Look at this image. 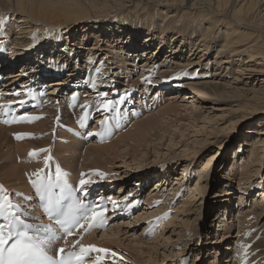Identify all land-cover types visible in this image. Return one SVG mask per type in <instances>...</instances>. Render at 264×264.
<instances>
[{"label":"bare ground","instance_id":"bare-ground-1","mask_svg":"<svg viewBox=\"0 0 264 264\" xmlns=\"http://www.w3.org/2000/svg\"><path fill=\"white\" fill-rule=\"evenodd\" d=\"M129 1L130 0H87V3L88 5H92V10L98 12L104 9H109L107 5H110L114 2H117L116 4L119 3L124 4ZM141 1L144 2V4L146 3L145 6L149 5L151 2H156L157 4H159L160 7H158L157 9L156 21L148 20L145 18L143 21L139 23L129 22L128 25L116 23L111 20H107V21L100 20L99 22L89 21L88 18L84 21H81L82 19L79 20L77 18L79 16L78 14L81 12L80 6L82 4L81 3L82 0H15L17 6V14L19 17H15L12 20L16 21L15 23L17 25L16 26L17 28L16 31L14 32L16 35L11 42H5V46H4L5 50L0 51V53L3 54L4 52H6V50H8L6 47L13 44V47L10 46V48L14 50L10 51L8 57L9 59L8 64L5 66V67L11 66L10 68L11 70H13L14 67L19 62L23 61L24 58L19 57V55L23 53L26 52L30 53V51L36 50L37 48L38 51L36 53L39 52L44 53L45 50H49V49H50V53H54V56L51 55L49 57L47 63L42 62L40 60L39 54H35V53L31 54L34 57L32 61L37 63L36 65L30 63L29 66L27 65L23 66L24 64H22V67L19 70L16 71L9 70V72L6 73L4 76L6 80L4 81L2 86L0 85V105L11 104L12 106L11 108L18 111L17 116L27 115V116L37 117L40 116V114L45 111V113L42 114L41 118L35 120L39 124V125L37 124L38 125L37 127L40 128L43 127V125L44 127L48 125L47 123V125L45 126L49 118L43 117L44 115L46 117L51 116L48 122L51 121V123H53L52 121H55L57 115L62 114L60 109L62 108L63 105L67 106L71 104V108H74L73 115L69 113H67L68 115H66V122L69 121L67 122L69 124L59 122V125H62V130L60 134H58V136L55 137V133L54 132L51 133L50 131L49 135H52L51 137H53L52 141L54 144L52 145L50 144V146H48V148L46 149L48 150V153L46 152L47 154H45L44 158L41 160L37 156L36 158L35 156L30 157L29 153L35 151L36 149L35 147H33L34 149H27L26 146H28L27 144L29 142L32 143V141H29V139L31 140L33 139L28 138V140L27 139L23 140V141L26 140L29 141L26 145H24L26 148H19L18 151L11 152L13 154L12 155L13 161L11 162L13 163L10 162L11 164L9 165L8 164L9 161H7V166H6L7 168L17 163L14 166H11L12 169L9 172L5 171V178H9L12 182H8L6 180H1L0 182V185L3 186L5 192L10 195V199H12L14 203L20 204V206L24 211L30 213V216L22 217L23 219L26 220V222L51 224L44 217L43 211L39 206L40 203L33 193L31 181L36 179V174L45 175V176H47L49 173L55 174L56 165L57 164L59 165L60 161L61 162L64 161L63 163L64 165H68V166L70 165L69 167L67 166V168L72 169V171H66V170H62V171L67 173L68 182L76 187L78 192L77 196L82 201L96 200L97 204L103 198L104 202L109 207V215H108L109 220L106 227L101 230L102 233L99 239L97 238L98 233L100 232L98 230H94L88 234H85L83 230H78L74 232L73 236L66 237L69 246H71L75 241L80 240V242L85 246L94 245L98 248H106L111 250L108 243H110L112 240L107 239V237H110L108 236L109 231L111 233L114 232L115 229H117L118 231L121 223L125 225L126 223H128L127 225L129 224L131 225V223H135L139 219L141 220L143 219L144 221L145 218L147 219V217L150 216V214H147V210L149 209V207L151 208L150 205L156 201L155 194L158 193L156 191L155 192L153 191L154 193L151 195L149 191L148 193L149 195L147 194L145 198V204H144L145 208H142L143 210L137 212L138 216H136L134 220L132 221L125 220V215L131 214L127 212V209H129V205L133 206L132 211L138 208L140 204L139 200L141 199V196L143 194L139 186L141 183H142L141 185L145 183L143 180H149L147 179L148 177H144L138 180V184L136 185V187L134 186L136 189L125 185H124L125 187L122 188L123 184H121L118 186V190L116 189L117 192H115L116 190H114L115 185L116 183L119 182V180H122L118 175L117 176L109 175L107 179H103L104 181H108V184L105 183L104 185H101L100 188L97 186L99 183L95 182L97 180L93 176L96 175L95 174L96 172H100V170H97L98 168L100 169V165H104V164H100L103 161V160L101 161L102 155L103 153L109 154L107 149L110 148L115 143V141H113L114 138L120 135V138L122 139L120 142L123 143L122 146L123 147L128 146L131 148L132 151H130V149L129 150L126 149L124 151V149L119 150L120 148H117L118 143L114 144L113 146L116 148V151H122L121 153H123L122 154L123 158L127 155L129 156L128 160L130 161L127 163H133L136 165L139 164V166H136V168H134L135 171L132 170L134 171V174L133 173L130 174V176L133 175L135 176L136 173L145 174L146 172H148L149 169L148 167H151L153 165H155L156 167L158 160H156V158L154 157L150 163H146L147 161L149 162L148 159L149 157H151L150 152H146L145 151L146 149L144 147L140 149V151H138L137 146L141 145L147 134L153 131L155 132V129L158 126L161 125L163 126V124L161 123L164 119L165 114L167 115L170 112L175 113L177 112V110L182 111L183 114H181L182 112H179L178 114L184 116L186 120H188V126L192 129L197 128L195 133H199V137H200L199 142L202 143L201 147H204L206 144L210 143L217 145L218 147L216 148V150L217 149L219 150V147H221V145L227 141L226 140L227 137L224 135L226 134L228 135L231 132L230 130L234 129V125L237 124L242 114L247 110L246 109L247 107L249 108L250 112L253 111L252 113H248L247 115H245V117L248 119L259 112L264 113V107L261 106V104H264V0H141ZM178 10H183V13L185 14L179 15ZM196 13H198V15L197 18L195 19L198 20L204 19L203 26H199L200 23L195 19L190 20L188 23L182 22L185 16L189 17V15H191V19H192V16H194ZM40 22L45 24H42ZM57 22H62V24H64L58 27L62 31H59L58 28L57 30L56 27L53 26L54 23ZM79 22L83 24L80 27L81 28L80 30H78L76 27ZM20 23H23L24 24L23 26L25 27L24 28L20 27L21 26ZM50 27L53 29L52 32H50V35L47 37L48 40L46 42H41L42 37L34 39L37 30L42 31V34H46L45 33L46 28H50ZM220 28H221L220 35L216 38L211 37L212 35H216L215 31ZM11 30L12 29L10 28V30L6 32L8 36L9 34L11 35L12 32ZM75 30L78 31L74 33ZM32 31L34 32L31 34V37L27 38ZM141 35H144V37L142 38L143 42L148 45L145 46L147 48L145 47L142 48L143 50L140 52V55L138 56V53H136V51H131V48L134 47L133 44L135 43L136 38L140 37ZM259 39L261 41H259ZM89 41H91L90 44H88ZM176 43H178V45ZM154 45L156 46L154 47V50H152L153 52L152 53L149 52L148 54L146 50H148L150 47ZM101 46L103 47L107 46V48L113 49L112 52L117 57L119 56L117 62L120 61L125 62L122 59V57L126 56L127 57L125 58L126 60L127 59L132 60V61H127L129 62L127 64L128 66L130 65L133 66L134 63H136L135 70L137 71L138 68L140 69L141 73L144 72L142 78L139 77L137 81L135 80L136 82L134 84L131 83L132 81H130L132 85L129 87L126 86L124 90L122 89L120 91V95L118 96V98L116 97L113 100L111 98L112 96L110 97V100L116 102V105H120L122 101H124L123 102L124 105L125 99L127 97H131V99L137 98L136 100L137 105L139 104L144 105L142 106V108L147 107L149 105L148 103L149 98L146 94H144L150 91V89L148 88L149 85L148 86L146 85L147 83L153 84L154 88L165 87L168 88V91L170 90L174 92V93L170 92L171 94L169 93V95L180 94L182 91L187 90L188 92H185L183 94L181 93L183 95V98L181 100L184 101V99L186 98L190 101H186V103H184L185 105L178 102L167 103V106L165 105V108L162 109L160 108L161 110L159 111L157 116L154 117L155 119H153V117L152 118L146 117L144 118L143 121H139V120L135 121L134 125L130 126V127L135 126L132 130L128 132H124L123 131L124 128H122L119 132L120 134L119 133H116V135L115 133L113 134L116 137H114L112 141H108L107 139L104 141H100L96 136H91L92 139L89 141L90 143L89 146L86 145L87 151L83 153L81 151L79 152L77 151L79 145L83 143L82 140L86 138V135L84 136L83 133L81 132L85 130V128L80 127L79 120L82 116H84V112L87 109H88V116H90L92 112H95L94 113L95 115L93 114V118H92L93 126L89 131V132L92 131L94 133L100 128L101 120L108 118V113L103 112V110H98L99 104L102 103V101L99 100L102 97V95L99 94V91L101 89V85L105 84L106 82H104V78H101V76L98 75L100 71L98 72V74H94L93 77H90L89 73H87V76H78L81 65L78 63L79 59L78 58L75 59L74 55L75 53L77 54L81 53L84 49L89 51H91L92 49L98 50L99 47ZM163 49L166 50L165 53L166 55L165 58L159 62L157 57L160 51ZM214 49L216 50L214 51ZM185 50H188L186 54H189V58L198 57L202 60L200 62V65H198L199 63L197 62H195V64L197 63V65L200 68L203 65L205 67L203 68L204 71H209V70L210 71L208 73H203L202 75H198L197 73H193V72H189L190 73L189 74L187 71V67H189L188 65L193 63L192 61L190 62L189 58H187V60L185 61L186 63L184 64H180V63L173 64V61H171V59H175V60L182 59L180 56L183 55ZM61 52L64 54L59 55ZM64 57L66 58L65 60ZM211 57L213 58V61L211 60ZM208 58H209L208 60L209 62L202 63L205 59ZM1 59L4 61L5 56H1L0 61ZM123 62L120 65L121 66L120 71L125 69L124 67L125 64ZM137 62H141L140 66H138L139 64H137ZM38 63L40 66L39 68H38ZM43 63L46 64L43 66ZM71 63H73V65H71ZM150 65H152V67ZM53 70L58 72L65 71V74H67L66 76H62V75L60 77L58 76V78L51 80V82H46V86L50 85L51 87L53 86L56 89H58L57 95H58L59 106H58L57 114L54 108H52L53 106L51 102L45 105L48 98L47 93L51 94L53 93V91L50 89L52 92L50 91L46 92L45 88H43L45 87V80L50 77H53V74L51 73ZM219 76H220L219 79L220 81H215V78ZM146 80L149 82L146 83L145 82ZM92 82H96L95 88L92 87ZM68 86H73V89L69 92L70 94H68V96L64 97L66 98V102L64 104L63 103L64 99L62 98V96H60L59 92L66 90ZM141 86L144 87L142 88ZM141 88L142 90L140 91ZM29 94L30 96H28ZM186 94H190V95H186ZM42 95H45L44 99L41 98ZM240 95L246 96V102L238 100V97ZM74 96L78 98L76 103L73 102ZM222 96H225L226 98H221ZM158 97H159L158 94L155 93V95L152 98L153 101L151 105L157 103ZM102 98L104 99V97ZM171 98H173V96H171ZM31 99L33 100L32 102L30 101ZM21 100L25 102L22 106L19 105L18 103ZM40 103L42 104V108L45 105V109L41 110L42 108H39V110L36 111L34 106L39 104V107H41ZM195 103H197L198 105H195ZM257 104L259 108L257 107ZM81 105H90V107L84 109L81 107ZM128 105L129 102L125 103L124 105L125 108L123 109V114L125 115V117L127 115H130L131 108H127ZM179 105L182 107L178 108ZM28 106H32V110L29 109L28 112L24 111ZM205 106H210V107L206 109ZM215 106H217V108H214L216 110L221 111L222 109H224L225 111L230 112V116H227L228 113L225 114V117L227 116L228 118H226V120L222 122V125H217L219 120H216L213 124L206 126L208 123H210V121H213L212 119L213 117L209 116L208 114L210 113L209 110L211 109L213 110V107ZM23 107L25 108L21 110ZM138 107H140V105ZM133 109L135 108H132L131 110ZM139 109L140 111H142L141 108ZM21 111L24 112L20 113ZM153 116L155 115L153 114ZM76 119H77V123H76ZM122 119L123 117H121V120ZM3 120H4V116L2 110H0V131L2 133L7 130L6 135H8V127L10 129L11 127L14 126V124L16 125V128L22 126V129H25L26 127L31 128L30 126H33L32 125L33 122L32 123L27 122L26 124H22V123L20 124V122H18L19 124L10 123L9 126L7 127L6 124L3 122ZM89 120L90 117L87 118V123ZM131 120H133V118ZM74 121H75V126L72 128L71 127L67 128L68 127L67 125H70ZM36 122H34V124ZM261 126H264V121L261 122L258 126H253V127L256 128ZM34 127H36V125H34L32 128ZM32 128L29 130L35 131V128L34 129ZM46 128L45 129L43 128L44 130L43 129L41 130H43V132L44 131L46 132L47 130ZM64 128L65 130L66 129L67 130L66 131L63 130ZM13 129L19 131L18 129H15V126L13 127ZM38 130L39 128H37V131ZM41 130L39 131L40 133L39 135H41ZM24 131L25 130H23V132ZM77 133H79V135H77ZM245 133H250V131H245ZM26 134H29V131ZM257 134L264 135V127L263 130L257 131ZM4 135L5 134H3V137ZM28 136H30V134ZM44 138H40V139H44ZM246 139L247 138L243 137V142L241 143L239 141L237 143L238 147L237 150H235V152L237 151L240 152L241 159H246L247 162L245 165L242 163L236 164L235 167L232 168V169L240 168L239 172L241 176H240V180H238L237 186L241 189L242 187L240 184L243 182L245 183L244 186L249 185L247 188L244 189L245 191L248 190V188L253 187V185H251L253 183L250 182L251 180H249L250 178L249 175L250 174L255 175L259 171L258 167H253V166L255 165V163L257 165V163L260 162V156L264 149L263 148L264 136L262 137L256 136L253 146L250 145V149L247 150L248 151L247 157L242 158V155L245 152L244 141ZM172 140H170L171 144H168V146L172 145L177 147L176 145L179 142L174 141V139ZM192 142L193 141H191V143L187 141H183L182 143H180V145L178 144L179 146L176 150H179V154L176 157H179L178 159H180V162H183L181 158L184 159L190 158L191 156L196 155L195 153L198 152L197 151L198 147L194 145L195 143L192 144ZM194 142L197 141L194 140ZM25 143L26 142H24V144ZM38 144H40V142ZM95 144L97 145L99 144V145L97 146ZM22 145L23 144H21V147H23ZM44 145L42 147H44ZM110 149L112 150L114 148L111 147ZM216 150L214 151L215 153L218 152V150L217 151ZM53 151L56 152L57 158H55L56 156L51 155L53 154ZM35 152H37V150ZM111 152H113V150ZM140 152H144V155H146L144 156L145 158H143L142 161H140L137 158L138 155L137 153ZM58 155L61 156V158L58 157ZM78 155H81L82 158L84 157L83 160L90 159L89 163L85 165L80 164L81 168L85 167V170L83 171L81 170L79 172L76 171L77 167H75L79 159ZM49 156L51 157V160L48 164L49 166L48 165L46 166L45 159ZM87 157L89 159H87ZM5 159L7 160L8 158L5 157ZM9 160H11V158ZM107 160L109 159L107 158ZM210 161L211 159L204 161L202 163L203 167L204 168L207 167ZM4 162L6 163V161ZM4 162L2 161V166H4L3 165ZM143 163L145 164L142 165ZM105 164L109 166V163H105ZM187 166L188 164L184 165V171H186ZM153 168H151L152 171H154ZM140 169L143 170L139 172ZM166 172L167 171H165V173ZM82 174L84 175L83 178H82ZM124 174L127 176L128 172L127 173L124 172ZM182 175L183 176L180 178H178V175H176L175 178H173V180L175 179V182L173 183V186L171 187L170 190H172L173 187H175V185L180 184V181L183 179V177H185L184 173ZM128 177L129 176H127V178ZM81 179L91 181V183L86 184L84 186L85 187L84 193H81L79 190V181ZM166 181H168L167 178H161L160 180H157L155 184L157 185L159 183ZM255 182H257V180ZM199 183L196 184L194 188L195 190L194 196H196L197 194L200 195L203 194L202 191L203 186L202 185L200 186ZM170 184L171 182L169 181L168 186ZM164 185L166 184L163 183L162 186ZM168 186L166 185V187ZM157 187H159V185ZM157 187L155 186L154 190ZM166 187H164L163 190ZM98 190L101 192H98ZM103 191H109V194L105 195ZM158 191H160V189ZM261 192L262 193L260 195L263 197L264 196L263 189L261 190ZM17 193L22 194L23 197L29 198L31 202L29 203V200L21 199V197L16 195ZM96 193H98L97 194L98 196L94 198V194ZM232 193L235 192L228 191V189H224L222 190V193L220 195L226 196L225 198L227 199L228 198L231 199L230 196L232 195ZM233 198L242 199V195H238ZM113 201L116 203V205H118V207L116 208L113 207ZM136 202L137 204H135ZM254 206L255 205H252V207ZM255 213H257L256 209L255 210L250 209V211L241 210L239 211V213H237L238 216L244 214L243 217L241 218L239 217V224L240 225L243 224V226L241 228H238L237 233L241 231L245 235L238 236L237 240H234L232 242L231 247L227 248L229 250L226 252V259L224 264H245V262L246 264H264V231L260 229H253L252 227L253 224L250 219L253 218L252 215ZM258 215L259 213H257L256 216L259 217ZM33 216L39 217L40 219L38 221L33 220L30 218ZM53 227H55L54 224ZM262 228H264V225ZM123 237L126 236L123 235ZM136 239L137 242L141 244V241H139L138 238ZM118 242H121L120 244H122L123 240L122 241L118 240ZM113 244L114 243H112L111 246ZM117 244L118 243H116L115 245ZM127 245L126 248H128ZM154 245L156 244L154 243ZM57 246L63 247L64 241L61 240L56 245V247ZM123 246H125V243L122 244V247ZM66 250L68 249L66 248ZM126 252L129 253V251ZM129 255L130 254H128V256ZM98 258L100 260V264H115L114 262L117 259V257L112 259L110 253L107 255L104 253H99V254L91 253L89 259L86 260L87 264H94V262ZM123 258L125 257L123 256Z\"/></svg>","mask_w":264,"mask_h":264},{"label":"rangeland","instance_id":"rangeland-1","mask_svg":"<svg viewBox=\"0 0 264 264\" xmlns=\"http://www.w3.org/2000/svg\"><path fill=\"white\" fill-rule=\"evenodd\" d=\"M81 3H82L80 6L81 12L78 14L79 16L77 19H79V20L82 19L81 21H84L88 18L89 21H96V22H99L100 20H105V21L111 20V21H114L116 23H120V24H124V25H128L129 22L130 23H132V22L133 23H139V22L143 21L145 18L148 20H155L156 21L157 20V15H156L157 9H158V7H160L159 4H157L156 2H151L149 5L145 6L146 3L144 4V2H142L141 0H130L129 2H126L124 4H120V3L116 4L117 2H114L110 5H107V7L109 9H104V10L95 12V10H92V5H88L87 0H82ZM0 7H1L0 8V18H3L6 20L5 30L2 33H0V51H3V50H5L4 49L5 42H11L16 35L14 32L16 31L17 25L15 23L16 21H14L12 19L15 17H19V16L17 14V6L15 3V0H7V1L6 0H0ZM178 14L184 15L185 13H183V10H178ZM197 15H198V13H196L194 16H192V19H191V15H189V17L185 16L182 22L188 23L190 20L197 18ZM195 20H197L200 23L199 26H203L204 19H199V20L195 19ZM62 22L54 23L53 26L56 27V29H57L58 27L64 25V24H62ZM40 23H42V22H40ZM79 23L76 26L78 30H80L81 29L80 27L83 25L82 23H80V24ZM42 24H45V23H42ZM20 25H21L20 27H22V28L25 27V26H23L24 25L23 23H20ZM220 27H221V24H220ZM10 28L12 29L11 30L12 32H11V35L9 34V36H8L6 34V32L8 30H10ZM52 29L53 28H51V27L46 28V32H45L46 34H42V31L37 30L36 34L34 36V39L42 37L41 42H46L48 40L47 37L50 35V32H52ZM58 29H59V31H62L60 28H58ZM73 29H75V28H73ZM78 30H75L74 33H76ZM33 32L34 31H32L27 38H30L31 34ZM220 32H221V28L216 30L215 31L216 35H212L211 37H213V38L218 37L220 35ZM143 37H144V35H141L140 37L136 38L135 43L133 44L134 47L131 48V51H136V53H138V56L140 55V52L143 50L142 48H144L146 45H148V44L143 42V39H142ZM259 41H261V40L259 39ZM90 42L91 41H89L88 44H90ZM176 44L178 45V43H176ZM10 46L13 47V44L6 47L8 49V50H6V52H4L3 54L0 53V58H1V56H5V60L3 61L1 59V61H0V73H1L0 85L1 86L4 83V81L6 80L4 78L5 74L8 73L9 70H11L10 69L11 66L5 67L8 64V60H9L8 57H9L10 51L14 50V49H11ZM155 46L156 45L150 47L148 50H146V52L148 54H149V52L152 53L153 52L152 50H154ZM145 48H147V47H145ZM37 49L30 51V53L26 52V53L19 55V57H23L24 59H23V61L19 62L14 67L13 70L16 71V70L21 69L22 64H24L23 66H25V65L29 66L30 63L31 64L33 63L36 65L37 63L32 61L34 57L31 54H34V53L39 54L40 60L42 62H46V63L48 62L49 57L51 55L54 56V53H50V49L45 50L44 53H40V52L36 53L38 51ZM112 50L113 49L107 48V46H104V47L101 46V47H99L98 50L92 49L91 51H89V50L84 49L81 53H79V54L75 53V55L76 54L77 55L76 56L74 55L75 59L76 58L79 59L78 63L81 65L78 76H87V73H89L90 77H93L94 74H98L97 70H98V72L100 71L98 75L101 76V78H104V82H106L105 83L106 86H105V84L101 85V89L99 91V94H106V96L102 95V97H104V99L102 97L99 99L102 102L105 99L110 100L111 96H112L111 98L113 100L116 97L118 98V96L120 95V91L122 89L124 90L126 88V86L127 87L131 86L132 85L131 83L134 84L137 81V79H139V77L142 78V76L144 74V72L141 73L140 69H138V68H137V71L135 70L136 69V65H135L136 63H134L133 66H131V65L128 66L127 64L129 62H127V61H132V60H128V59L126 60L125 59V58H127L126 56L122 57V59L125 61V62L122 61L125 64L124 65L125 69L120 71V67H121L120 65L122 64V62L121 61L117 62V60L119 59L118 58L119 56L117 57L112 52ZM215 50L216 49H214V51ZM53 52H55V51H53ZM187 52H188V50H185L183 55L180 56L182 59H178V60L171 59V61H173V64L174 63H180V64L186 63L185 61L187 60V58H189V54H186ZM165 53H166L165 49L160 51V53L157 57L159 62L165 58V55H166ZM61 54H64V53L61 52L59 55H61ZM192 58L193 57L189 58L190 62L192 61L193 63L188 65L189 66V67H187L188 73L193 72V73H197L198 75H202L203 73H208L210 71V70L204 71L203 68H205V67L203 65L201 66V68L198 66V65H200V62L202 61L200 58H198V57L193 58V59ZM65 59L66 58L64 57V60ZM208 60H209V58L205 59L202 63H207V62H209ZM211 60L213 61L212 57H211ZM195 62H197L199 64L197 65V63L195 64ZM46 63H43V66ZM117 63H120V64H117ZM140 63L141 62H137V64H139L138 66H140ZM71 65H73V63H71ZM150 66L152 67V65H150ZM39 67L40 66L38 63V68ZM71 68H72V66H71ZM13 70H11V71H13ZM51 73L53 74V77L46 79L47 81L45 80V87H43V88H45L46 92H49V91L52 92L53 91V93H51V94L47 93L48 98H47L45 105H47L49 102H51L52 106H53L52 108H54V110L57 114V110H58V106H59L58 95H57L58 89H56L53 86L51 87L50 85L46 86V82H51V80L58 78V76L59 77L61 75L66 76L67 74H65V71L58 72L55 70H53ZM118 73H120V74H118ZM186 74H187V72H186ZM219 79H220V76L215 78V81H220ZM170 80H172V79H170ZM130 81H132V82L130 83ZM108 82H110V83H108ZM121 82L123 85L121 84ZM146 85L147 86L149 85L148 88L150 89V91L148 93H144L149 98V102H148L149 105L147 107L142 108V106H144V105L139 104L140 107H138L139 105H137V103H136L137 98L131 99V97H127L125 99V103L129 102V105H130L129 108H135L137 111V113H136L137 115L131 114V115H127L126 117H124V114H123V109L125 108V106H124L125 103L123 105L124 101H122L120 103V105H117V107L120 108V115H122L124 117V121L121 123V126L119 129H113V134L115 133V135H116V133H119L122 128H124L123 129L124 132H128V131L132 130L135 126H133V127H130V126L134 125V122L137 120L143 121L144 118H146V117L147 118L153 117V119H155L154 117L157 116V114L159 113V111L162 108H165V105L167 106V103H170V102H176L177 103L178 102V103L184 104V103H186V101H190L186 98L184 99V101L181 100L183 98L182 94L185 92H188L187 90L182 91L181 92L182 94L180 93V94L169 95V93L173 92V91H170V90L168 91V88H165V87L154 88V85L149 84V83H147ZM141 87L143 88L144 86H141ZM142 88L140 89V91L142 90ZM72 89H73V86H68L66 90L59 92L60 96H62V98L64 99V101H63L64 104L66 102V98H64V97L68 96V94H70L69 92ZM62 92H64V93H62ZM159 92H162V93H159ZM155 93H157L159 97H158L157 103L151 105V103L153 101L152 98L155 95ZM186 95H190V94H186ZM28 96H30V94ZM44 96L45 95H42L41 98L44 99ZM171 96H173V98H171ZM221 98H226V97L222 96ZM233 98H236V97H233ZM32 99L30 100L31 102L33 101ZM77 100L75 102L74 101L73 102L76 103ZM238 100L246 102V96L240 95L238 97ZM45 105L43 108H42V104H41V107H39V104L35 105L34 107H35L36 111H38L39 108H42L41 110H44ZM195 105H198V104L195 103ZM224 105H226V104H224ZM261 106L264 107V104H261ZM181 107L182 106L179 105L178 108H181ZM209 107L210 106H205L206 109H208ZM257 107L259 108L258 104H257ZM139 108H141L142 111H140ZM214 108H217V106L213 107V110L212 109L209 110L210 113L208 114L209 116L213 117L212 118L213 121H210V123H208L206 126L213 124L216 120H219L217 125H222V122L224 120H226V118H228L227 116H230V112H227L224 109H222L220 111V110H216ZM29 109L32 110V106L26 107V110H24V111L28 112ZM73 109L74 108H71V104H69L67 106L63 105L62 108L60 109L62 114H58L55 121H52L53 123L55 122L54 124L51 123V121L48 122V120H50L51 116L46 117L44 115L43 117L49 118L45 124V126H46L48 123V125L46 126L47 128L44 127L43 124H40V125H43V127H41V128L37 127L39 124L35 121L37 119H35V120L30 121L31 123L33 122L32 123L33 126L36 125V127H34L35 131L29 130L33 126H30L31 128L26 127L25 129H22V126L20 127L18 125L19 128L21 129L20 130L18 127L16 128L15 124H14L15 129H18L19 131L14 130L13 125H12L13 127H11L12 130H11V128L9 129V127H8L9 125H6L8 127V135H6L7 130L5 131L6 133L5 132L1 133V131H0V141H1L0 142V154H1L0 155V182H1V180H6L8 182H12L9 178H5V171L9 172L12 169L11 166H14L15 164H17L14 161L15 164L11 165L8 168L6 167L7 161H9L8 162L9 165L11 163H13V162H11V161H13V159H12L13 154L11 152L18 151L19 148H26L27 147V149H34L33 147H35V149L37 150V153H38L36 156L42 160L44 158L45 154L48 153V150H46L48 148V146H50V144L51 145L54 144L52 141L53 137H51L52 135H49L50 131H51V133H53V132L55 133V137L58 136V134H60V132L62 130V125H59V122L69 124V123H67L69 121L66 122V115H68L67 113L73 115L74 114ZM246 109L247 110L242 114V116L240 117L237 124L234 125V129L230 130L231 132L229 131L230 133L228 135L227 134L224 135L227 137L226 138L227 141L224 142L221 145V147H219V150L217 149L218 150L217 153L214 152L216 150V148L218 147L215 144L208 143L204 147H201L202 143L199 142V139H200L199 133H195L197 128L192 129L188 126V120H186V118L184 116H181L178 114L179 112H182V111L177 110V112H175V113L170 112L167 115L165 114L164 119L161 123V124H163V126L162 125L158 126L155 129V132L153 131V132L147 134L146 137L144 138V141L141 143V145L137 146L138 151H140V149H142L144 147L146 149L145 150L146 152H150L151 157H149V159H148L149 162L147 161L146 163H150L154 157L156 158V160H158L156 167H155V165L148 167L149 168L148 172H146L145 174H137L136 173L135 176L134 175L130 176V174H132V173L134 174V171H135L134 168H136V166H139V164L136 165L133 163H127L130 161V160H128L129 156L127 155L123 158L122 157L123 153H121L122 151H116V148L113 147L114 144L118 143L117 148H120L119 150L124 149V151H125L126 149L127 150L130 149V151H132L131 148L128 146L127 147L122 146L123 143L120 142L122 140L120 138V135L116 137L112 134L111 137L107 139L108 141H112V139L114 137H116L118 139V141L116 138L113 139V141H115V143L113 142L114 144L111 146L112 148H114V149H112L113 152H111L112 150L110 149L111 148L110 147L107 149L109 154L103 153L101 161L103 160L104 162L102 161L100 164H104L105 166L100 165V169L98 168L97 170H100V172L105 173L104 179H107V177L109 175L120 176V178L122 180H119L118 183L115 182L116 185H115L114 190H116V189L118 190V186L121 184H123L122 188H124L125 186L135 188L136 185L138 184V180H140L144 177H148L147 179H149V180H143L145 182L143 185H141L142 183L140 184L139 188H141L142 193H143L141 196V199L139 200L140 204H139L138 208L134 209V212L132 214L125 215V220L126 221L134 220L135 217L138 216L137 212L143 210L142 208H145L144 207L145 198H146V195L149 193V191H150V195L153 194L155 191L158 192L155 194L156 195V201L154 203H152L150 205L151 208L149 207V209L147 210V214H150V216L147 217V219L145 218L144 221H143V219L142 220L139 219L137 222L131 223V225L130 224L127 225L128 223H126V225L121 223L118 231H117V229H115V231L112 233L109 231L108 236H110L111 238L107 237V239H111L112 241L110 243H108V245L110 246L112 251H115L118 253L117 259L114 262L115 264H189V261H190V264H224L225 259H226V252L229 250L227 248L231 247L232 242L234 240H237L238 236H241V235L244 236L245 235L241 231L238 232L239 234L237 233L238 228H241L243 226V224H241V225L239 224V217L240 218L243 217L244 214H242L240 216H238V214H237L241 210L250 211V209H253V210L256 209L257 213H259V215H258L259 217L256 216L257 213L252 215L253 218H250L252 221V224H253L252 227H253V229H260V230L264 231V228H262L264 225V222H263L264 221V196L262 197L260 195L262 193L261 192L262 189H263V193H264V149H263L262 154L260 156V162L257 163V165L255 163V165L253 166V167L259 168L258 173L255 175H253V174L249 175L250 176L249 180H251L250 182L253 183V184H251V185H253V187L248 188V190L245 191L244 189L247 188L249 185L244 186L245 183L243 182L240 184L242 187L240 189L237 186L238 180H240V176H241V174L239 172L240 168L232 169L233 167H235L236 164L242 163L245 165L247 162L246 159H241V157H240L241 153L240 152H238V151L235 152V150H237V147H238L237 143L239 141L242 143L243 137L247 138L244 141L245 152L242 155V158L243 157L246 158L247 152H248L247 150L250 149V145L253 146V144L255 142V137L256 136H258V137L264 136L262 134H260V135L257 134V131L263 130L264 126L256 127V128L253 127V126H258L261 122L264 121V113L259 112V113L253 115L252 117H250L248 119L245 117V115H247L248 113H252L253 111L250 112L248 107ZM24 111H21L20 113H23ZM44 113H45V111L42 112L40 114V116H37V117L41 118L42 114H44ZM94 113L95 112H92V114H90V116H89L90 120L88 121V123L85 127V130L81 131L84 136L86 135L87 132H89L91 130V128L93 126L92 125V118H93ZM151 113H153L155 116H153V114H151ZM226 113H228V114L225 117ZM16 114H18V111ZM181 114H183V112ZM184 114H186V113H184ZM160 117H158V118H160ZM132 118H133V120L134 119L135 120L134 121L131 120ZM27 122H29V121L20 122V124L21 123L26 124ZM34 122H36V123L34 124ZM76 123H77V119H76ZM16 124H19V123H16ZM50 124H51V127H50ZM67 126H64V127H67V128L74 127L75 121L72 122L70 125H67ZM34 128H32V129H34ZM37 128H39L38 131H37ZM43 128L47 129L46 132L45 131L43 132V130H44ZM128 128H129V130H128ZM41 129H43V130H41ZM23 130H25L24 131L25 133L23 132ZM40 130H41V135H39ZM63 130H65V128ZM28 131H29L30 136L24 135L22 137L23 139L22 138L20 140L16 139L17 133L26 134V133H28ZM245 131H250V133H245ZM12 132H14V133H12ZM34 132H36V133H34ZM42 133H44V134H42ZM3 134H5L6 136L4 135V137H3ZM195 135H197V136H195ZM44 136H45V138H44ZM7 138L10 140H8ZM28 138L33 139V140L29 139V141H32V143L27 141ZM40 138H44V139H40ZM25 139H27V140L23 141ZM91 139H92L91 136L86 135V138H84L82 140L83 143L79 145L77 151L78 152L81 151L83 153L86 152L87 151L86 148H87V146H89V144H90L89 141ZM172 139H174V141H176V142H179L178 143L179 145L183 141H187L189 143H191V141H193L192 144L195 143L194 145L196 147H198L197 148L198 152L195 153L196 155L191 156L190 157L191 159L190 158H187V159L181 158L183 160V162H180V159H178L179 157H176L179 154V150H176L179 145L177 144L176 145L177 147L172 146V145L168 146V144H171L170 140H172ZM39 140H41V141H39ZM46 140H47V142H46ZM194 140H196L197 142H194ZM12 141H14V142H12ZM24 142H26V143L24 144ZM28 142L31 144H29ZM39 142H40V144H38ZM44 143H45V145H44ZM106 143H108V142H106ZM21 144H23L22 145L23 147H21ZM26 144L29 147L28 146L25 147L24 145H26ZM34 144L37 146V148ZM41 144H43L44 147H42L43 145H41ZM4 145H5V147H4ZM8 145H10V146H8ZM18 145H20V146H18ZM95 145H97V144H95ZM263 148H264V144H263ZM39 149L40 150L44 149L46 151H39ZM10 153H11V155H10ZM53 154H51V155L56 156L55 158H57L56 152L53 151ZM137 154H138L137 158L140 161H142L143 158H145L144 156H146V155H144V152H140ZM36 156H35V158H36ZM5 157H7L8 159L6 160ZM58 157L61 158V156H59V155H58ZM10 158H11V160H9ZM60 158H58V159H60ZM78 158L79 159L77 161V165H75V167H77V169H76L77 172H79L81 170L82 171L85 170V167L81 168L80 164L85 165V164L90 162V159L88 157H87V159H89V160H83L84 157L82 158L81 155H78ZM107 158L111 162L109 160H107ZM3 159H5V160H3ZM210 159H211V161H210L209 165H207V167L204 168L202 163L204 161H207ZM2 161L3 162L6 161V163L4 162L5 164L3 163L4 166H2ZM63 163H64V161L63 162L60 161V163H59L61 170L72 171V169L67 168L68 165H64ZM105 163H109L110 167L108 165H106ZM144 164L145 163H143L142 165H144ZM185 164H188V166L186 167L187 168L186 171H184V165ZM111 165H113V166H111ZM118 165H120L122 167H120ZM101 166H103V167H101ZM131 168H133V169H131ZM151 168H153L154 171H152ZM209 169H210V171H209ZM132 170H134V171H132ZM141 170H143V169H140L139 172ZM165 171H167V172L165 173ZM116 172H117V174H116ZM124 172H126V173L128 172V174H127V176H129L128 178L124 174ZM183 173H184L185 177H183V179L180 181V184L175 185V187H173V189L170 190L171 187L173 186V183L175 182V179L173 180V178H175L176 175H178V178H180L183 176L182 175ZM83 176H82V178H83ZM93 177H95V179L97 180L95 182L99 183L97 185L99 188L101 187V185H104L105 183L108 184V181H104L103 179L100 178L99 175H95ZM161 178H167L168 181L162 182V183H159L156 185L155 183L157 182V180H160ZM128 179H129V181H128ZM256 180H257V182H255ZM169 181L171 182V184L168 186ZM163 183L166 184L168 187H166V185L162 186ZM198 183L200 184V186L201 185L203 186L202 187L203 194H201V195L197 194L196 196H194V193H195L194 188H195L196 184H198ZM246 183H248V182H246ZM158 185H159V187H157ZM155 186L157 188L154 190ZM164 187H166V188L163 190ZM139 188H137V189H139ZM157 189L158 190L160 189V191H158ZM224 189H228V191L235 192V193H232V195L230 194L231 199H229V198L227 199V198H225L226 196L220 195L222 193V190H224ZM117 190L115 192H117ZM98 192H101V191L98 190ZM103 192L105 195L109 194V191H103ZM244 192H245V194H244ZM96 194H98V193H96ZM192 195H193V197H192ZM234 195H236V196L242 195V199H239V198L234 199L233 197H236ZM261 197H262V199H261ZM190 202H191V204H190ZM252 205H255V206L252 207ZM45 223H48V222H45ZM163 224H164V226H163ZM228 227H231V228H228ZM131 229L134 231H132ZM131 232H132V234H131ZM89 233H91V232H89ZM101 233H102V231H100L98 233V236H97L98 239L100 238ZM118 234H120V235H118ZM123 235L126 237H123ZM235 235H236V237H235ZM121 237H122V239H121ZM117 238L119 241L123 240L122 244L125 243V246L122 247V244H120L121 242H118ZM136 238H138L139 241H141V244L137 242ZM126 242L128 243V245ZM112 243H114V244L111 246ZM116 243H118V244L115 245ZM135 243H136V245H135ZM154 243L156 245H154ZM126 245L128 248H126ZM57 247H60V246H57ZM142 247H144V248H142ZM119 249H120V251H119ZM130 249H131V251H130ZM126 251H129V253H127ZM122 252H124V253H122ZM132 253H133V255H132ZM128 254H130L129 255L130 257L128 256ZM122 255L125 258H123ZM121 256L123 258L122 260L120 259ZM127 256H128V258H127ZM112 259H113V257H112Z\"/></svg>","mask_w":264,"mask_h":264},{"label":"snow or ice","instance_id":"snow-or-ice-1","mask_svg":"<svg viewBox=\"0 0 264 264\" xmlns=\"http://www.w3.org/2000/svg\"><path fill=\"white\" fill-rule=\"evenodd\" d=\"M5 24L6 20L0 18V33L5 30ZM145 82L149 81L146 80ZM92 87H96V82H92ZM101 95L106 96V94ZM77 99V97H73L74 102ZM18 103L22 106L25 102L21 100ZM11 107V104L0 105V110L5 117L3 120L5 124L39 119L35 116H17L12 113ZM81 107L86 109L90 105H81ZM98 110H103L105 113H116L117 125L119 124L120 108L117 107L116 102L105 99L99 104ZM86 119L87 114L80 118L79 125L81 128L86 127ZM112 131L113 126L107 119H104L100 122L99 132H87L86 135L99 136L103 140L110 137ZM24 135L29 134H17L16 139H21ZM40 151L46 150L41 149ZM37 154L33 151L29 153V156H36ZM50 160V156L45 159L46 166ZM95 174L99 175L101 179L105 178L103 172H96ZM31 183L39 197V206L47 218L53 221L55 227L53 224L26 222L22 217H28L30 213L24 211L20 204L14 203L10 199V195L0 185V264H87L86 258L91 253H104L106 255L110 253L113 258L118 256V253L106 248H98L94 245L85 246L80 240L75 241L71 246L68 245L66 237L72 236L78 230H83L86 233L93 228H104L107 209L100 205H86L75 194L76 190L68 183L67 173L63 172L58 164L54 176L51 173L47 176L36 174V179L32 180ZM89 183L91 181L85 179L79 181L81 193L85 192L84 186ZM16 195L21 199L29 200L20 193ZM113 207H118L114 201ZM30 218L36 221L40 219L34 216ZM61 240L64 241V246L56 247ZM120 259L123 258L120 257ZM94 264H100L99 258Z\"/></svg>","mask_w":264,"mask_h":264}]
</instances>
